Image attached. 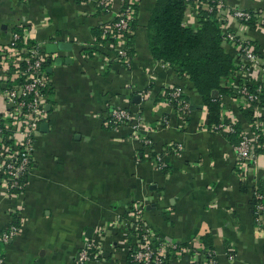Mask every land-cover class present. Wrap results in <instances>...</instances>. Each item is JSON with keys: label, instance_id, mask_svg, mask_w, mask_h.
<instances>
[{"label": "crops", "instance_id": "obj_1", "mask_svg": "<svg viewBox=\"0 0 264 264\" xmlns=\"http://www.w3.org/2000/svg\"><path fill=\"white\" fill-rule=\"evenodd\" d=\"M97 2L0 0V43L19 29L46 54L59 42L71 45L46 58L47 112L34 135L33 168L24 190L8 195L0 184V231L11 220L19 227L1 246L2 264H75L86 240L98 255L87 264H128L135 206L165 242L192 248L167 264L202 259L196 249L209 247L202 239L206 235L216 264H264V211L257 216L253 197L256 189L264 195V104L249 122L240 111L243 99L220 95V118L235 119L250 137L261 134L255 157L243 167L235 142L208 124L206 107L191 109L200 102L189 80L152 58L146 24L155 0L138 2L129 65L118 62L113 48L97 42L94 33L112 19L120 1L112 0L111 11L104 13ZM224 8L218 14L225 22L222 32L236 41L222 45L237 68L226 85H264V27L230 14L234 8L264 11V0H224ZM184 24L198 26L191 6ZM246 43L259 62L242 54L240 45ZM174 85L182 86L190 101L185 122L165 98ZM114 108L142 117L139 128L109 127L105 121ZM6 109L0 93V113ZM156 155L164 168L157 167Z\"/></svg>", "mask_w": 264, "mask_h": 264}, {"label": "built area", "instance_id": "obj_2", "mask_svg": "<svg viewBox=\"0 0 264 264\" xmlns=\"http://www.w3.org/2000/svg\"><path fill=\"white\" fill-rule=\"evenodd\" d=\"M85 2L86 0H77ZM119 9L112 19L102 25V38L115 52V58L123 65H129L130 39L133 34L132 23L137 17L139 0H119ZM197 13L202 4L208 12L215 9L217 13L224 10V0H184ZM101 12L111 11L112 0H98ZM230 14L242 23L254 22L255 27H264V11L259 9L234 8ZM223 40L236 41L235 35L223 31ZM111 38L113 41H111ZM242 54L252 62H259L255 49L249 43L240 45ZM49 54L43 52L39 42L29 41L19 31H13L7 42L0 43V93L7 105L5 112L0 113V184L6 193L17 194L24 190L28 175L32 171L35 151L34 135L39 124L46 116V96L50 88V79L46 71V58ZM167 65L169 63L163 62ZM170 66V65H169ZM261 70L264 71L261 66ZM2 86V87H1ZM243 82L233 87L236 97L243 99L245 107L251 103H260L264 85ZM166 101L173 107L176 115L183 122L190 112V101L182 87H169L165 95ZM256 108V107H255ZM220 118L217 124H212L215 131L233 133L237 121L232 118ZM106 124L109 127L128 125L137 130L142 117H134L127 108H114L110 111ZM261 134L255 132L252 137L239 130L238 142L234 149L239 164L246 167L255 157ZM145 144H151L145 139ZM156 165L162 169L166 166L160 155L155 156ZM255 212L261 216L264 211V195L258 190L253 191ZM141 208L131 209L132 226L128 245V264H167L178 256L181 251L190 252L192 248L182 247L175 242L167 243L155 233L149 225L140 219ZM258 219V218H257ZM19 227L14 220L0 231V264L4 262L1 246L16 237ZM202 259L194 260L192 264H216L213 248L196 249ZM98 257L95 245L86 240L77 254L75 264H87Z\"/></svg>", "mask_w": 264, "mask_h": 264}, {"label": "trees", "instance_id": "obj_3", "mask_svg": "<svg viewBox=\"0 0 264 264\" xmlns=\"http://www.w3.org/2000/svg\"><path fill=\"white\" fill-rule=\"evenodd\" d=\"M188 8L189 5L184 0H155L146 24L147 46L154 60L169 63L178 77L189 80L198 101L207 109L208 124H217L220 120V95H236L233 87L226 85V80L234 75L237 68L232 56L222 45L224 19L220 18L215 9L208 12L205 8L199 7L196 13L198 26L192 28L184 24V15ZM248 24L254 26L253 21ZM131 27L132 30L135 29L136 20ZM94 33L97 35V42L105 41L101 38L102 26L95 29ZM20 34L22 35L21 32ZM129 45L131 56L133 52L131 42ZM254 88L255 85L250 86V89ZM260 98V103L254 102L240 109L247 121L253 122L255 107L264 104V89ZM235 127V132L223 134L236 144L240 130L238 122ZM261 141L260 136L258 143ZM207 236L202 239L210 247L211 241Z\"/></svg>", "mask_w": 264, "mask_h": 264}, {"label": "water", "instance_id": "obj_4", "mask_svg": "<svg viewBox=\"0 0 264 264\" xmlns=\"http://www.w3.org/2000/svg\"><path fill=\"white\" fill-rule=\"evenodd\" d=\"M70 43H66V42H59L57 45H56V47L54 48V49H52V50H50L49 52L50 53H48V54H54L55 53V51H56V48H59V49H62V50H65V49H70ZM67 61H69V59H67ZM48 62H50V59H48ZM62 62V60H61V58H59V57H56V58H54V63L55 64H60ZM139 95H135L134 97H133V99H138L139 97H138ZM137 97V98H136ZM201 107H202V104H200V105H192L191 106V109H193V110H195V109H201ZM42 125H47L46 123H44V124H41V126ZM87 230H89V231H92V229H87ZM89 237H90V235H88Z\"/></svg>", "mask_w": 264, "mask_h": 264}]
</instances>
